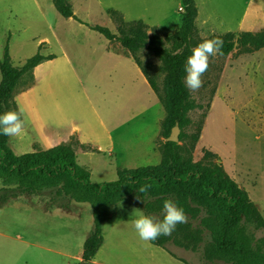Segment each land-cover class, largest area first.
Masks as SVG:
<instances>
[{
	"label": "rangeland",
	"instance_id": "rangeland-1",
	"mask_svg": "<svg viewBox=\"0 0 264 264\" xmlns=\"http://www.w3.org/2000/svg\"><path fill=\"white\" fill-rule=\"evenodd\" d=\"M68 2L83 23L105 26L114 33H117V26L111 18V9L118 11L128 22L143 21L150 28L149 34L156 30L164 37L179 30L183 12L180 0ZM207 8L210 12L233 13L236 4L216 0ZM197 25L203 41L214 39L222 31L204 11ZM9 44L16 67L23 66L21 64L38 53L54 57L52 61L44 62L39 70H34V77L40 84L32 92L35 96L40 94L47 110H54L58 122H65L62 130L76 125L80 141L96 149L100 147V154H91L92 157L88 154L82 158L79 152V161L91 164L94 183L115 181L117 172L111 168L115 164L127 169L159 164L161 154H154V149L159 151L161 142L165 141L161 135L164 120L161 118L166 115L160 100L163 96L162 74L158 78L159 94L154 93L150 86L141 85L137 79L138 66L119 43L108 41L74 19L63 18L53 0H0V59ZM107 53L122 58H110ZM68 58L73 66L67 63ZM139 58L152 75L159 74L161 62L157 57L145 50ZM237 58L233 54L225 58L218 55L209 57V68L202 76L203 86L192 92L202 106L191 113L194 125H198L204 113L207 116L194 160L200 161L206 151L214 153L228 174L248 191L264 216V116L259 109L252 113V107L246 108L251 101L246 78L238 79L230 69ZM31 79L33 72L21 80L28 85ZM261 101L262 97L259 98ZM105 126L115 131L117 161L111 159L106 151L112 138ZM70 142L77 143V140L72 137ZM128 160H133V164L128 165ZM71 214H77V210ZM121 230L118 239L113 241L114 249L109 261L114 264H142L143 260L147 263L145 258L148 255L143 252L134 230L128 227ZM248 232L255 244L264 246V229L249 226ZM169 247L191 264H201L199 254L172 244Z\"/></svg>",
	"mask_w": 264,
	"mask_h": 264
},
{
	"label": "trees",
	"instance_id": "trees-1",
	"mask_svg": "<svg viewBox=\"0 0 264 264\" xmlns=\"http://www.w3.org/2000/svg\"><path fill=\"white\" fill-rule=\"evenodd\" d=\"M53 3L63 18L74 19L108 41L119 43L141 69L154 93H160L158 78L160 74L164 76L160 100L166 114L161 128L165 141L158 148L162 159L154 166L119 168L115 181L94 183L91 171L77 162V143L17 155L10 138L0 135V179L4 185L0 188V209L20 205L48 214L71 213L76 203L90 204L93 225L86 235L82 259L76 264H93L104 241L102 225L117 216L120 202H127L159 221L163 219L164 201L172 200L184 210L188 222L178 225L170 236L150 242L152 245L165 249L184 264L191 263L175 254L169 244L199 254L201 264H264V246L255 244L248 232L249 226L264 229V216L248 191L228 174L214 153L206 151L200 161L194 160L207 117L204 113L198 125H194L191 113L202 106L183 82L186 59L203 42L197 27L195 0H182L179 30L166 37L156 30L149 34L150 28L143 21L128 22L113 9L110 13L117 33L105 26L83 23L68 0ZM217 38L223 41L217 54L223 58L264 49V30L256 34L226 33L214 37ZM145 50L161 62L158 75H152L143 66L139 54ZM53 58L38 53L16 67L9 45L5 47L0 59V114L19 112L15 91L21 79ZM175 128L180 130L179 142L167 141ZM144 184L152 185L146 194H139L145 203L136 199L138 188Z\"/></svg>",
	"mask_w": 264,
	"mask_h": 264
},
{
	"label": "crops",
	"instance_id": "crops-1",
	"mask_svg": "<svg viewBox=\"0 0 264 264\" xmlns=\"http://www.w3.org/2000/svg\"><path fill=\"white\" fill-rule=\"evenodd\" d=\"M180 1L182 2V0ZM226 1L236 4L235 12L228 13L226 11L224 13L218 10L210 12L207 5L215 3L216 0H195L199 13L197 21L204 11L210 20L222 30L220 35L243 32L256 34L264 30V0ZM9 53L13 63L10 44ZM234 53H237V50ZM106 56L122 58L108 53ZM67 63L73 66L70 58L67 59ZM232 63L235 64L230 66L232 75L238 79L244 76L247 81L248 99L251 101L247 103L246 108L252 107V113L259 109L264 116V49L253 54L238 55V58ZM43 64L44 62L34 70H39ZM137 79L141 85L150 86L139 67ZM1 82L2 74L0 72V84ZM23 82V80L20 81L15 91V101L19 112H22L21 117L24 121L22 133L10 138L11 147L15 154L23 155L36 150H49L58 145L67 144L72 137H75L77 140L75 147L77 162L90 170L91 164L79 161V152L82 153V158L88 157V154L92 157L91 154H100V147L98 150L89 143L80 141L78 137L80 131L76 125L68 130H62L61 127L65 122H58L55 119L54 110H47L40 99V94L37 93L35 96V93L32 92L34 87L40 84L34 77V71L31 82L28 85H24ZM260 97H262L261 102H259ZM163 119L164 117L161 118V120ZM123 126L124 129L125 125ZM105 130L112 138V142L106 151L109 152L111 159L117 161L116 153L118 150L113 134L115 131H110L107 126H105ZM158 153L160 152L154 149V154ZM127 163L132 165L133 160H128ZM111 168L113 172H117L120 167L115 164ZM90 171L93 176V170ZM2 187L4 185L0 179V188ZM75 206L77 214L58 211L48 214L20 205L0 210V264H76L81 261L86 234L91 230L93 224V210L88 203H76ZM133 209L138 208L127 202H120L117 216L102 225L104 241L93 259V264H114L109 261L110 255L113 253L111 250L114 249L112 247L113 241L120 236L122 232V230L119 231L120 229L128 227L134 230L131 220L137 217L132 216ZM140 212L143 213L141 210ZM137 239L144 249L143 252L148 255V258H145L147 263L141 260L142 264H184L169 256L160 247L154 246L150 242L145 243L138 236Z\"/></svg>",
	"mask_w": 264,
	"mask_h": 264
},
{
	"label": "clouds",
	"instance_id": "clouds-1",
	"mask_svg": "<svg viewBox=\"0 0 264 264\" xmlns=\"http://www.w3.org/2000/svg\"><path fill=\"white\" fill-rule=\"evenodd\" d=\"M223 41L220 39L205 40L191 50V55L187 57L184 71L185 87L190 92H197L203 86L202 76L209 68V57L216 56L221 52ZM22 112L7 111L0 114V135L9 138L19 136L24 130V121L21 119ZM151 184H144L138 188L137 200L145 203L143 196L146 194ZM163 219L157 221L155 218L145 216L139 209H133L132 216L137 218L131 220V224L138 238L149 243L157 240L161 236H170L180 224L188 222L184 210L176 205L172 200H165L162 207Z\"/></svg>",
	"mask_w": 264,
	"mask_h": 264
},
{
	"label": "water",
	"instance_id": "water-1",
	"mask_svg": "<svg viewBox=\"0 0 264 264\" xmlns=\"http://www.w3.org/2000/svg\"><path fill=\"white\" fill-rule=\"evenodd\" d=\"M179 133L180 130L179 128H175L172 132V135L168 138L167 141H171V142H179Z\"/></svg>",
	"mask_w": 264,
	"mask_h": 264
},
{
	"label": "built area",
	"instance_id": "built-area-1",
	"mask_svg": "<svg viewBox=\"0 0 264 264\" xmlns=\"http://www.w3.org/2000/svg\"><path fill=\"white\" fill-rule=\"evenodd\" d=\"M181 10H183V8H181Z\"/></svg>",
	"mask_w": 264,
	"mask_h": 264
}]
</instances>
